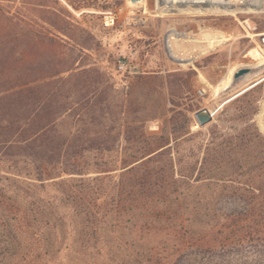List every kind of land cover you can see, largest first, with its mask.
Segmentation results:
<instances>
[{
  "label": "rangeland",
  "instance_id": "obj_1",
  "mask_svg": "<svg viewBox=\"0 0 264 264\" xmlns=\"http://www.w3.org/2000/svg\"><path fill=\"white\" fill-rule=\"evenodd\" d=\"M39 1L0 0V27L6 20L62 43L89 37L60 34ZM59 1L94 38L82 62L129 87L128 115L146 119L122 130L113 150L85 151L81 171L38 173L27 159L0 155V264H116L106 263L107 250L149 247H165L169 264L182 246L198 250L200 263L264 264V76L217 95L234 67L254 64L250 48H264V12L159 16L146 0L144 23L104 28L103 12L123 0L78 9ZM62 50L38 47L40 55ZM204 107L212 119L200 126L194 113ZM124 136H147L149 145ZM154 150L151 160L132 157ZM125 239L134 244H117Z\"/></svg>",
  "mask_w": 264,
  "mask_h": 264
},
{
  "label": "trees",
  "instance_id": "obj_2",
  "mask_svg": "<svg viewBox=\"0 0 264 264\" xmlns=\"http://www.w3.org/2000/svg\"><path fill=\"white\" fill-rule=\"evenodd\" d=\"M65 1L74 9L89 6L88 0ZM50 2L40 0L39 6L51 15L60 34L71 40L82 30L89 37L62 43L48 34L36 35L29 28L16 30L5 20L0 27V155L27 159L38 173L45 165L72 173L81 171L77 161L85 151L113 150L121 141L122 130L142 129L146 118L128 115L132 104L129 87H117L98 66L82 62L84 50L92 49L87 40L94 38L73 22L59 0ZM36 37L39 43L33 41ZM40 45H60L63 50L57 56L40 55ZM113 129L117 134L109 135ZM124 140L149 145L147 136H124ZM160 151L132 157L151 160ZM127 243L134 244L128 239L117 241L122 246ZM185 247H180L169 264H207L192 258L198 250ZM166 250H107L104 259L116 264H167ZM96 254L100 256L101 250Z\"/></svg>",
  "mask_w": 264,
  "mask_h": 264
},
{
  "label": "bare ground",
  "instance_id": "obj_3",
  "mask_svg": "<svg viewBox=\"0 0 264 264\" xmlns=\"http://www.w3.org/2000/svg\"><path fill=\"white\" fill-rule=\"evenodd\" d=\"M217 1H224L229 5L234 6V9L230 11H226L221 9L219 6L215 5L214 3H211L210 6L205 8L204 7L193 8L191 6L181 7L180 0H155L154 3L156 5L157 13L159 16L172 14L173 10L177 11L178 13L196 12V13L221 14V15L222 14L235 15L238 12H264V0H217ZM140 2L146 4V0H140ZM126 3L129 6L131 5L133 6L137 4L132 0H126ZM252 4L255 6L251 7ZM261 35L264 34H259L258 36ZM250 36L253 37L254 35H250ZM248 54H250L252 57L255 58L254 64L251 66L240 65L234 67L228 76V82L217 90L218 96H222L223 94L228 93L229 91H233L240 86L251 83L255 79L264 76V48H262L260 45H257L256 47L250 48ZM242 67L247 68L248 70L236 77L235 72ZM259 125L261 129L264 130V123L262 121H259Z\"/></svg>",
  "mask_w": 264,
  "mask_h": 264
},
{
  "label": "built area",
  "instance_id": "obj_4",
  "mask_svg": "<svg viewBox=\"0 0 264 264\" xmlns=\"http://www.w3.org/2000/svg\"><path fill=\"white\" fill-rule=\"evenodd\" d=\"M136 5H127L126 0L123 3L115 4L112 9L106 10L102 14L101 23L104 28H112L121 21H136L137 23H144L147 19L148 8L145 3L140 0H132ZM140 2V3H139ZM260 39L264 42V35ZM127 61L120 57L116 60L115 71L123 73L127 70ZM200 93V90H198Z\"/></svg>",
  "mask_w": 264,
  "mask_h": 264
},
{
  "label": "water",
  "instance_id": "obj_5",
  "mask_svg": "<svg viewBox=\"0 0 264 264\" xmlns=\"http://www.w3.org/2000/svg\"><path fill=\"white\" fill-rule=\"evenodd\" d=\"M211 3H214L215 5L219 6L221 9L226 10V11H230L232 9H234V6L229 5L228 3L224 2V1H217V0H180V4L181 7H187V6H191L193 8L196 7H208L210 6ZM255 5L252 4L251 7H254ZM171 60H174L175 62H180V60L175 59L171 56H169ZM248 69L247 68H239L236 72H235V76H239L242 73L246 72ZM194 117L198 123V125L203 126L204 124H206L207 122L211 121L212 119V113L210 112V110L206 107L198 109L197 111H195L194 113Z\"/></svg>",
  "mask_w": 264,
  "mask_h": 264
}]
</instances>
